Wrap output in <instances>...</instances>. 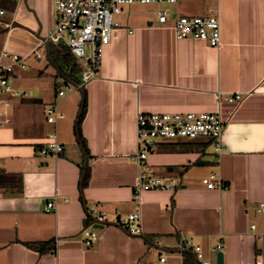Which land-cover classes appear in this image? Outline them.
<instances>
[{"label":"crops","instance_id":"crops-1","mask_svg":"<svg viewBox=\"0 0 264 264\" xmlns=\"http://www.w3.org/2000/svg\"><path fill=\"white\" fill-rule=\"evenodd\" d=\"M175 4V12L166 8L172 17L203 15L216 6L219 47L176 39L156 17L118 18L120 27L101 50L96 77L82 86L80 132L87 154L74 132L80 100L56 124L63 145L57 158L37 155L52 130L42 107L55 96L15 103L12 123L0 127V171L13 177L0 179V264H200L192 246L179 248L180 240L200 247L208 264H216L218 251L222 264H254L256 258L264 264V206L257 211L264 202V0ZM0 8L6 11L0 16V51L27 60L43 48L46 56L52 0L20 1L13 11ZM11 18L8 30L3 22ZM21 72L26 74L16 71L14 85L26 89L19 84ZM42 73L37 69L38 77ZM215 93L242 98L218 103ZM138 112H218L225 122L222 150L208 152L207 139L158 143L148 164L158 175L179 177L181 186L145 191L134 200L137 166L130 155L137 149ZM82 150L89 167L84 188ZM211 173L223 187L202 184ZM53 197V209L44 211ZM92 205L113 223L116 211L126 216L139 210L140 234L104 224L85 244L81 230L90 224L86 208ZM50 241L52 252L27 245Z\"/></svg>","mask_w":264,"mask_h":264},{"label":"built area","instance_id":"built-area-1","mask_svg":"<svg viewBox=\"0 0 264 264\" xmlns=\"http://www.w3.org/2000/svg\"><path fill=\"white\" fill-rule=\"evenodd\" d=\"M14 4L24 0H11ZM177 0H52L51 30L44 40V46L52 43L63 45L69 49L81 67L77 87H82L98 72L101 50L110 42L114 29L120 27L118 17L124 13L122 6L130 4H165L173 5ZM13 11V10H11ZM5 9L0 8V16L5 14ZM156 21L161 25H169L176 39L202 40L207 45L219 47L220 22L216 6H209L203 15H178L172 17L166 8L158 9L155 14ZM13 20L3 22V27L10 29ZM35 59H40L36 50L32 51ZM26 68V57L0 51V127L12 123L13 109L17 101L31 99L33 93L25 88L14 85L15 73ZM55 97L53 104L43 107L46 123L52 130L46 135L43 146L38 149V157L51 156L57 158L63 151V145L58 139L56 124L64 117L59 110V101L65 96V90L71 84L62 76L55 79ZM242 98L241 93L219 94L215 99L228 103H237ZM225 122L218 112H138L136 114V151L130 155V160L137 166L135 183L132 187V197L137 200L142 192L149 190L175 191L181 186L180 179L169 175H158L148 164L149 152L160 142H195L207 139L213 150L219 154L222 150V134ZM218 157V155H217ZM217 160V158H216ZM206 188H221L223 183L216 173H211L201 179ZM55 205V197L47 201L44 211H50ZM264 202L259 204L257 211H261ZM86 218L89 226L82 228L81 234L85 244H90L96 239L97 234L94 223H104L106 214L95 205L86 208ZM116 224L123 227L128 233L140 234L138 224L140 213L135 210L126 216L119 211L115 212ZM254 230L255 226L250 225ZM193 247L200 264H208L203 258L200 247L193 246L186 241H179V248ZM219 244L217 248L219 249ZM161 261L163 258L160 259ZM254 264H263L262 259L256 258Z\"/></svg>","mask_w":264,"mask_h":264},{"label":"rangeland","instance_id":"rangeland-1","mask_svg":"<svg viewBox=\"0 0 264 264\" xmlns=\"http://www.w3.org/2000/svg\"><path fill=\"white\" fill-rule=\"evenodd\" d=\"M178 4L173 5H165V4H130V5H124L122 6V10L124 11L123 15H120L118 18L123 19H141L148 17L149 19L155 18L156 11L158 9L169 8L172 12H175L174 9H177ZM52 10V8H51ZM37 54L40 55V59H35L32 55L31 58H28L26 60V68L25 72L26 74H21L19 77V84L22 87H26V89L30 90L34 97L42 96L43 100L50 99L52 96H55L56 86H55V74L57 70L55 67L48 61L47 57L44 54L43 48L37 49ZM37 69H40L43 71L42 75L38 77L36 75ZM26 77V78H25ZM65 96L61 98L59 101V110L64 114V117L62 119L67 118V111H72L75 107L76 100H80L82 98V93L75 87L74 84H71L69 89L65 90ZM53 98V97H52ZM57 98H54L51 102L45 103V106L49 104H53ZM37 103V102H34ZM18 105V104H16ZM36 108L38 106H35ZM42 107V108H43ZM79 112V108L78 111ZM43 113V109H42ZM44 117V114H43ZM45 120V118H44ZM64 121V120H58V122ZM46 122V121H45ZM59 122V123H60ZM58 137H60L61 132L57 131ZM168 142H172L171 140H168ZM212 150V146H208V152ZM209 155V154H208ZM208 175V174H207ZM175 177V176H174ZM180 179L179 177H176Z\"/></svg>","mask_w":264,"mask_h":264},{"label":"trees","instance_id":"trees-1","mask_svg":"<svg viewBox=\"0 0 264 264\" xmlns=\"http://www.w3.org/2000/svg\"><path fill=\"white\" fill-rule=\"evenodd\" d=\"M7 1L8 3H1V0H0V7L13 10L14 3L11 0H7ZM45 49H46L48 61L57 70L55 74V79L58 76H62L67 82L77 86L79 84L78 76H79V73L81 72V67L79 63H77V61L75 60L74 56L69 51V49L63 45H55L49 42L46 44ZM80 90L82 93V98L80 101V109H79L80 111H79V114L76 118V122L74 125V132H75V136L77 138L78 144L82 146L85 153L87 154L85 140L82 137L81 132H80V122L85 113V102L86 101H85L84 89L80 87ZM12 178H13L12 176L7 175L4 172L0 171V179L9 180ZM88 178H89V167L87 165L85 167L84 173H83V168H82L81 180H80L81 188H84L86 186ZM27 245L38 252L54 251V245L52 241L32 242V243H27Z\"/></svg>","mask_w":264,"mask_h":264},{"label":"water","instance_id":"water-1","mask_svg":"<svg viewBox=\"0 0 264 264\" xmlns=\"http://www.w3.org/2000/svg\"><path fill=\"white\" fill-rule=\"evenodd\" d=\"M46 56H47V53H46ZM80 147H81V149H82V146L80 145ZM82 152H83V155H84V165H83V173H84V170H85V167H86V155H85V153H84V151L82 150ZM104 224H112V225H115V226H118V227H120L121 229H123L124 230V228L123 227H121V226H119L118 224H116V223H113V222H104V223H94L93 225H92V227L93 228H96V229H99V228H102L103 227V225ZM125 231V230H124ZM145 238V237H144ZM146 239V238H145ZM147 240V239H146ZM222 260H223V258H222V252L221 251H218L217 253H216V255H215V261H216V264H222Z\"/></svg>","mask_w":264,"mask_h":264}]
</instances>
